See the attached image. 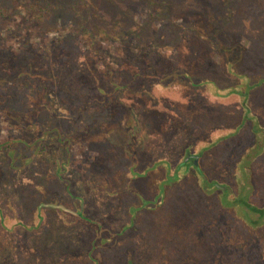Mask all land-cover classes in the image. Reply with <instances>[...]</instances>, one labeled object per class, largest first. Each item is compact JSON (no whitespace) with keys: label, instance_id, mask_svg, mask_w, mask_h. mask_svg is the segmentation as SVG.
Here are the masks:
<instances>
[{"label":"trees","instance_id":"trees-1","mask_svg":"<svg viewBox=\"0 0 264 264\" xmlns=\"http://www.w3.org/2000/svg\"><path fill=\"white\" fill-rule=\"evenodd\" d=\"M258 1L236 0V13L249 29V20L264 14V2L260 0L261 5L258 6ZM26 2L18 5L17 9L21 10L23 25L31 29L30 32L34 31L30 33L32 36L38 34L35 30L38 23H45L61 10H69L78 17L79 27L75 33H79L86 40L89 38L94 47V54L101 49L100 44L95 45L97 41L104 43L107 49H110V45H116L122 57L135 63L137 70L133 76L138 77L143 85L146 82L157 86L164 84L167 76L162 72L163 65L167 68L172 66L161 48L166 44L167 39L164 36L153 37L155 32L152 24L156 20L155 15L159 14L162 8L172 13L176 12L179 7L176 0H70L65 3L55 0H28ZM143 4L151 11L149 25H139L134 21L135 6ZM229 13H232V10H229ZM12 15L13 9L2 6L0 0V25L5 27ZM198 24L197 34L203 27L202 23ZM246 25L241 32L246 31ZM261 34L259 36L264 38V33ZM220 35H224L223 39L226 40L230 36L238 37L240 33L237 34L231 29L225 32L222 30ZM204 36L200 39L207 38L206 43L216 47H201V41L197 37L193 45L201 49L195 51L196 57L185 59L182 63H186L187 66L193 65L192 68H195L197 73L203 71L206 76L198 82L195 78H190L188 84L191 88L197 86L201 92H206L205 104L211 99L221 101L222 98L238 96L244 102L241 109L246 113L247 110H251L250 105L247 104L250 91L255 90L259 99L264 98V79L261 78L264 77V42H258V39L252 40L251 45H244L239 55L229 52L235 55L229 62L233 64H230L231 69L229 63L224 64L223 71L239 78L238 83L234 85L239 87L241 79L248 84L244 83L247 87L244 94L238 91L233 94L231 86L234 85L221 83L217 77L223 72L215 71V67H218L216 64H222L216 59L217 53L225 52L230 48H222L216 40L206 34ZM27 41L25 44H31ZM170 41L171 39L167 44ZM60 43H64V40ZM167 48L169 51L172 50L170 46ZM182 50L188 52V45ZM186 55L187 53H183V57ZM61 59L67 63L64 68L72 64L67 62L69 59L66 54ZM30 62L32 63V60ZM109 62L111 61L107 60L104 63L107 74L110 77L119 76L120 70L117 69L119 67L115 68L114 63ZM79 64L81 67L84 65L86 67L76 75L72 85H67V90H73L76 94L85 91V94L79 98L72 95L71 104L76 102L78 104L83 100L94 103L96 90L104 92L101 96L106 103H109L114 91L126 90L127 86L122 82H113L114 90L109 84H104L103 87L97 76L99 72L97 63L92 57L90 61L84 60ZM32 65H35L34 62ZM53 69L52 65L45 67L44 71H40L41 75H36L31 68H27V77L13 86L20 91V87L33 89L32 85L35 84L38 98L29 96L27 101L24 99L25 110L32 107L37 108L38 112L50 111L53 106L57 107L62 103L61 100L48 102L46 97L57 79ZM173 78L172 81L176 82L175 76ZM6 97L2 100L0 95V108L7 103ZM260 104L264 105V101ZM5 107V111H10L7 106ZM58 108L68 118L66 114L68 107L62 104ZM231 111L235 110L231 109L230 113ZM219 115L212 113L208 116L206 113L199 120L197 131L201 133L200 136L189 143L190 148L188 145L183 149L185 157L188 151L191 152L188 159L175 160L171 163L155 162L147 172H157V169L164 166L165 173L159 175L157 172L156 178L151 180H147L144 175L140 176L133 169L124 172L125 174L122 171L116 172L112 179L113 186L108 185V182H97V178L89 177L80 162L75 165L68 162L61 165L57 163L49 166V169L50 167L52 169L48 171L45 164L51 163L49 158L56 160L62 141V146L76 142L71 135L59 132L58 137L53 135L54 133H48L36 138L35 142L21 138L20 143L25 147L21 151L19 163L12 166L17 176L14 180L8 181L3 179L0 171V228L13 238L11 253L8 255L15 253L20 246L17 235V230L20 228L27 233L21 238L28 246L22 245V248L36 258V264L41 259V264L58 262L59 264L66 262L67 264H264V174L255 172L251 165L246 164L243 168L240 164L245 162V158L253 151L256 158L262 155L260 149L264 146V139L258 132L259 128L264 127V117L262 115L256 117L254 114L253 121L250 120L252 121L250 135L241 136L240 131L245 119L242 118L240 123L235 122V124L233 121L230 122L229 118L221 120ZM28 116L26 117L29 118ZM16 119L11 118L9 122L18 124L27 135L31 132L39 134L42 131L37 122L33 123L29 119L25 121L24 128ZM57 137L58 140H55ZM12 144L13 142H9L0 145L9 149ZM53 146H56V151H53ZM32 149L38 151V156L33 157ZM26 150L32 153L25 154ZM255 157L251 160L253 161ZM30 163L38 164L40 169L44 170L35 174ZM139 178H146L144 194L138 191L137 187L134 189L132 186L134 180ZM191 178L194 191L190 189L191 191L188 190L190 194L188 196L184 194L185 196L182 197L183 192L180 191L182 185L186 180L191 181ZM3 181L6 183L5 187ZM114 186L116 191L113 196L121 194L122 191L132 192L134 199L128 204L114 203V206L105 208L107 199L112 196L111 194L108 197L104 196L103 190L106 191L108 188L111 190L110 188ZM194 192L198 195L194 196ZM54 195H58L57 200L61 199L71 205L77 202L78 206L73 208L46 202L55 200ZM53 208H57L56 211L60 210L66 216L62 215L63 219L59 220L64 221L65 226L52 219L53 215L48 210ZM24 210H27L26 221L21 214ZM5 216L9 221H6ZM42 217L44 220L41 226L36 228ZM29 228L34 229L30 231ZM81 237H87L88 240L82 241ZM31 238L35 241H31ZM59 250L64 253L59 255Z\"/></svg>","mask_w":264,"mask_h":264},{"label":"rangeland","instance_id":"rangeland-1","mask_svg":"<svg viewBox=\"0 0 264 264\" xmlns=\"http://www.w3.org/2000/svg\"><path fill=\"white\" fill-rule=\"evenodd\" d=\"M26 1L28 2V0H1L2 6L13 9V15L9 19L8 24L5 27L0 25V95L2 100L7 96L8 100L5 106L10 110L5 111V106L0 108V144L13 142L9 149L0 145V171H2V177L5 180H14L17 176L12 166L19 163L18 159H20L22 155L21 151L25 147L24 144L20 143L21 138L30 139L35 142L37 141L35 140L36 138L48 133H54L53 135H58V137L60 136L59 132L71 135L76 142H71V144H67L68 146H62V141L60 153L55 157L56 160L54 161L52 158H49L51 163L45 164L48 171L52 169L51 167L49 169V166L57 163L61 165L68 162L75 165L80 162L83 170L87 171L89 177L97 178V182H108V185L113 186L112 179L116 172L121 173L122 171L124 173L133 169L140 176L144 175L147 180H151L152 178H156L157 172L159 175L165 173L164 166L157 169V172H147L148 168L153 166L155 162L165 161L171 163L175 160L182 161L186 160V158L188 159L191 152L188 151L185 157L183 149L188 145L190 148L189 143L196 140L197 136H200L201 133L197 131L198 122L206 113H208V116L212 115V113H216L217 116L220 114L221 120L224 121L229 118L230 122L233 121L234 123H240L242 118L245 119L240 131L241 136L250 135L254 114L256 117L261 115L264 117V105L260 104L264 101V98L259 99L255 94V90L249 92L247 104L250 105L251 110H247L246 113L241 109L244 102L238 96L222 98L221 101L211 99V101L209 100L205 104L204 94L206 92H201L197 86L191 88V85L188 84V79L190 78H195L197 82L199 79H203L206 76L205 72L197 73L195 68H192L193 65L187 66L186 63H182L185 62V59L196 57L195 53L201 48H196L193 44L196 39H200L201 37L203 39L206 34L220 43L222 48H230L216 55L217 61L222 64L217 63L218 67H215V71L223 72L220 77H217V80L219 79L221 83L228 85L238 83L239 78L224 72L223 65L228 64L235 57V55H231L229 52L232 51L239 55V51H243L244 45H251L252 40L258 39V42H264V38L259 36L261 33H264V14L259 18H252V21L249 20V29L236 13V0H176L179 6L176 12L172 13L162 8L161 12L155 15L156 20L152 24L153 31L155 32L153 37L164 36L167 39L165 41L166 44L171 39L167 46L172 47V50L169 51L166 44L161 46L163 53L165 52V56L172 66L167 68L163 65L162 72H164L167 78L164 84L159 86L149 85L147 84L148 82L143 85V82L138 77H134L133 75L137 70L135 63L130 59L122 57L116 45H110V49H107L104 43L97 41L95 45L99 46L100 44L103 50L100 49L94 54V47H92V42L88 40L89 38L86 40L79 33H75L79 27L78 17L69 10H61L45 23H38L35 26L38 34L36 33L32 36L31 34L34 31L30 32L31 29L23 25L21 10L17 9L18 5ZM55 1L65 3L70 0ZM259 2L260 0L257 3L258 6ZM135 10L134 21L139 25H149L150 20L148 19H151L149 16L151 14L150 8L143 4L138 7L135 6ZM229 10H232V13H229ZM198 23H202L204 28L202 27V31H199L200 33L197 34ZM244 25H246V31L243 33L241 30ZM231 29L237 34L240 33V36L235 38L230 36L226 40L223 39L224 35H220L222 30L225 32ZM204 39H200L201 47H216L211 43H206L207 38ZM26 40H28L27 42H31V44H25ZM62 40H64V43H60ZM186 45H188L189 51L183 52L182 49ZM183 53H187V55L183 57ZM64 54L68 55L69 60L67 62L72 63L67 68L63 67L66 62L61 59ZM91 57L97 63V69H99L97 76L102 86L109 84L113 88V82H122L127 86L126 90L114 91L111 99H109L110 101L108 100L109 103H106L102 97L104 92L96 90L94 91V103L83 100V102L80 101L78 104L77 102L71 104L72 95L79 98L85 94V91L76 94L73 90H67V85H72L74 83L73 80L77 77L76 75H79L81 70L86 67V65L81 67L79 63L84 60L90 61ZM30 60H32V63L34 62V66ZM76 60H79V62H75ZM107 60L111 61L109 63H114L115 68L119 67L117 68L120 70L119 76L110 77L107 74V69L104 65ZM144 62L146 64L145 60ZM230 64L233 63H229L228 65L230 66ZM51 65L52 69L55 68L53 72L55 73V79H57L54 85L51 86L52 90L50 94H46V97L48 102L61 100L62 103H59L57 107L53 106L50 111L40 110L38 112L37 108L32 107L25 110L24 99L27 101L29 96L38 98L35 84L32 85L33 89L20 87V91L13 86H16L17 83L27 77V68H31L36 75H41L40 71H44L45 67ZM66 72L69 73L66 74ZM63 74L65 75L63 76ZM239 74L241 75L242 73ZM173 76H175L176 82L172 81L174 80ZM261 78L264 79V77ZM243 80H240L239 87L238 85L231 86V89L234 91L233 94L237 91L244 94L247 90V87L244 85L246 82ZM62 104L68 107V112L66 111L68 118L58 108ZM231 109L235 111H231L230 113ZM238 109L240 112H238ZM27 115H29V118L26 117ZM11 118H17V123L24 128L26 125L25 121L30 119L33 123L37 122L41 126L42 131L39 134L31 132L29 136L22 128H19L18 124L9 122ZM258 134L264 139V127L259 128ZM58 137L55 140H58ZM55 148L56 146H53V151H56ZM260 150L262 155L256 158L254 155L255 151L251 152L249 157H247L248 159L245 158L246 163H240L242 167L244 168L246 164L251 165L255 172L264 174V146ZM35 151L37 150L32 149L33 157L38 156V151ZM32 152L26 150L25 154L29 153L30 155ZM254 157L255 159L252 161L251 159ZM36 160L34 159V161ZM249 160H251L250 164L248 163ZM30 164L33 165L32 171L35 174L44 170L40 169L38 164ZM146 178L134 180L132 184L134 189L137 187V190L141 191L142 194L146 193ZM3 183L5 187L6 183L4 181ZM193 184L192 178L191 181H184L182 190H180L183 192L182 197L190 194L188 190H193ZM110 189L103 190L104 196L108 197L110 194L112 196L108 198L109 200L107 199L108 203L105 205V208L114 206V203L128 204L129 201L134 199L132 192L122 191L121 194H117L115 197L112 195L116 191L115 186ZM193 194L194 196L198 195L196 192ZM54 199L46 202L73 208L78 206L77 202L71 205L61 199L57 200L58 195H54ZM56 209L53 208L48 211L53 215L52 219L54 221L56 220L58 221L57 223L65 226V222L59 220L63 219L62 215L66 216L60 210L56 211ZM26 212L27 210L21 211L22 218H25L23 219L24 221L27 220L25 217ZM43 220L44 218L42 217L36 228L41 226ZM6 221H9L7 217ZM5 226L9 228L8 225L5 224ZM33 229L29 228L30 231ZM17 231L20 246L17 247L15 253L9 256L13 238L7 235L4 229L0 228V264H34L36 261V258L31 253L22 248V245L28 246V244L23 243V239L21 238V236H26V231L20 228ZM70 237L72 238V234ZM80 240L86 241L88 238L81 237ZM31 241L34 242L35 240L31 238ZM58 253L62 255L64 252L59 250ZM68 256L70 257V255ZM40 261L38 264H41Z\"/></svg>","mask_w":264,"mask_h":264}]
</instances>
